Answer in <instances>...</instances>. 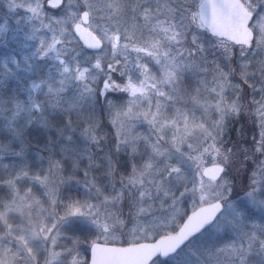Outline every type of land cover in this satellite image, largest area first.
Here are the masks:
<instances>
[{"label":"snow or ice","instance_id":"1","mask_svg":"<svg viewBox=\"0 0 264 264\" xmlns=\"http://www.w3.org/2000/svg\"><path fill=\"white\" fill-rule=\"evenodd\" d=\"M0 20L28 49L0 56V264L142 241L147 264H264V0H0Z\"/></svg>","mask_w":264,"mask_h":264},{"label":"water","instance_id":"2","mask_svg":"<svg viewBox=\"0 0 264 264\" xmlns=\"http://www.w3.org/2000/svg\"><path fill=\"white\" fill-rule=\"evenodd\" d=\"M216 19H223L222 13L216 12ZM81 39L95 42L96 37L87 27L80 29ZM157 247L156 244L144 241L128 245H100L95 251V264H147L150 254Z\"/></svg>","mask_w":264,"mask_h":264},{"label":"rangeland","instance_id":"3","mask_svg":"<svg viewBox=\"0 0 264 264\" xmlns=\"http://www.w3.org/2000/svg\"><path fill=\"white\" fill-rule=\"evenodd\" d=\"M2 23L3 21L0 20V24ZM5 40H7V43H5ZM22 40V36H18L13 39V33L11 31L7 33L6 37L4 35H0V56L10 54L20 56L23 52L28 51V49L23 48ZM20 74L24 75L25 73L23 72V70H21ZM34 139L43 140V135L41 134L40 136L34 137ZM117 231H119V228H117Z\"/></svg>","mask_w":264,"mask_h":264}]
</instances>
